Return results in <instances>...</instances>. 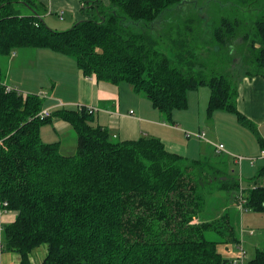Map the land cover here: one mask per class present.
<instances>
[{
    "label": "trees",
    "instance_id": "trees-1",
    "mask_svg": "<svg viewBox=\"0 0 264 264\" xmlns=\"http://www.w3.org/2000/svg\"><path fill=\"white\" fill-rule=\"evenodd\" d=\"M83 1L84 19L57 30L41 3L0 0V58L51 49L84 76L131 85L169 122L189 106L191 90L208 86V115L222 110L254 126L238 109V83L264 76V0L219 1L210 16L193 0ZM197 50L219 54V71H205ZM7 81L0 67V214H16L0 223L1 252L18 254L20 264H32L42 245L40 264H233L218 250L241 242L228 210H238L242 192L247 210L264 212V167L242 188L226 165L208 171L207 159L172 153L159 137L116 139L92 106L42 118V96ZM54 117L73 126L74 154L42 139ZM245 262L264 264V248Z\"/></svg>",
    "mask_w": 264,
    "mask_h": 264
},
{
    "label": "crops",
    "instance_id": "crops-1",
    "mask_svg": "<svg viewBox=\"0 0 264 264\" xmlns=\"http://www.w3.org/2000/svg\"><path fill=\"white\" fill-rule=\"evenodd\" d=\"M35 1L41 3L44 13V15L42 14L43 19L51 28L66 30L72 27L76 21L84 19L82 12L83 0ZM102 1L105 4L109 3V0ZM24 52H14L12 57L8 58L7 82L11 86L19 85L14 84V81L12 83V78L22 83V85L28 83L29 87L19 86L26 91H30L33 80H38L41 85L37 90V86H35L34 92L41 91L38 90L41 88L44 89L45 93L48 91V94L52 95H56L58 93L56 90L59 88L65 95L63 97L64 103L70 104L72 107H68L66 104L57 106L54 99L45 101V106H55L54 109L56 110L60 108H77V105L92 106L96 110L95 122L98 125L107 127L116 139H138L140 136L147 135L159 137L170 152L189 160H202L205 153L212 150V148L214 153H227L234 156L245 155L246 158H242L239 162L241 173L245 168L246 171L249 170V173L250 170L254 171L255 165L250 161V156L254 157L258 149L262 151L260 140H264V76L245 77L239 86L238 109L254 124L252 128L247 124H243L234 114L226 111L219 110L212 115H208L207 106L211 94L208 86L191 90L188 94L189 106L183 110H176L173 114L174 122H169L165 120L162 113L153 106L147 97L135 93L133 87L127 83L115 85L99 82L95 77L84 76L72 57L48 48H32L30 53L24 54ZM20 56L24 58L23 65L26 66L25 68H38L39 70L27 72L23 71V68L19 71L16 69V72H14L13 64ZM207 122L213 123L212 129L207 127ZM50 125H52L58 137L48 136V140L44 141H61L62 146L64 144L65 148L71 146L74 149V144L76 145L74 136L70 135V142L67 141L69 139L65 141L63 138L62 140L61 136L65 130L70 133L69 128H73V126L57 117L53 118ZM203 126L215 133L216 138L219 139L217 145L212 144L213 141L208 139V134L201 130ZM189 131L198 132V134H193L195 139L191 140L192 134L187 135ZM218 132L219 135H216ZM59 137L61 140H59ZM221 144L224 145V151L217 148ZM236 145L240 147L238 148ZM240 148L244 152H238ZM244 160H247V163ZM263 164H260L262 165L261 168L264 167ZM261 168H259L257 174ZM256 176L253 177L256 178ZM260 178L264 179V175ZM15 217L16 214L12 212L6 222L14 221ZM44 253L43 251H37V259H42ZM16 257L17 262H20L18 254Z\"/></svg>",
    "mask_w": 264,
    "mask_h": 264
},
{
    "label": "rangeland",
    "instance_id": "rangeland-1",
    "mask_svg": "<svg viewBox=\"0 0 264 264\" xmlns=\"http://www.w3.org/2000/svg\"><path fill=\"white\" fill-rule=\"evenodd\" d=\"M219 1H223V0H193L192 3L195 4H199L201 6L204 7V10L202 11L203 15H214V14H218L219 13V7L217 6V8L215 10H212L211 8H208L209 6H211L212 4H219ZM227 8V7H225ZM223 8H221L220 13L224 14L227 12V10H223ZM216 12V13H214ZM42 14L44 15L43 11ZM205 29H208V25H204ZM60 30V29H59ZM209 44V43H207ZM211 47L207 45L206 50H212L210 49ZM32 48H28V49H16L15 52L20 53L21 51H25V53H30ZM198 56H200V58H204V61L206 62L205 65V71H209V70H217L219 71V54H211L210 52L204 51L203 53L200 52V50L195 51ZM21 62V63H20ZM24 64V58L22 56H20L19 59H16L13 66H14V72H16L15 70L17 69L18 71L20 69H23V71H35V70H39L37 69H30V68H25L26 66L23 65ZM0 67L2 70V78L4 80H6V77L8 75V71H9V65H8V59L7 58H0ZM221 72H222V67H221ZM245 77H243L241 79V81L244 79ZM246 78H248L246 76ZM12 83L14 81V84H19L21 87L26 88L29 87L28 83H24V85H22V83L18 82L15 79H12ZM241 81L239 84V86L241 85ZM19 85H15V87H17L19 90L25 92L26 94H39L40 96H42V98L44 99L43 101H48L50 99H54L57 103V106L60 105H64L66 103H64V93L58 88L56 90V92H58L56 95H52V94H48V91H46V93L44 92V89L42 90L41 88H39L38 92H34V87L37 88L41 85L40 81H35L33 80V83L30 85V91H26L23 88H21ZM35 90V91H36ZM207 91V90H206ZM68 107H72L70 104H66ZM55 106H43V110H49L51 113H53L56 109H54ZM207 127L209 129H212V122H207ZM217 124H219V122H217ZM68 126H70L68 124ZM67 126V127H68ZM206 126L201 127V130L204 131L206 134H208V139L212 140V144L217 145V142H219V139L216 138L215 133H212L210 130H208ZM70 129V133H68L66 130L63 131V133L61 134L62 136V140L64 138V140H67L68 142H70V135L74 136V139L77 138L76 136V132L73 130V128H69ZM68 129V130H69ZM209 131V133H208ZM41 137L43 140H48V136L51 137H58V135H56L52 125H50V123L45 124L42 126L41 129ZM59 132H61L59 130ZM66 132V133H65ZM189 133L192 134L191 140L195 139L193 134H198V132H193V131H189ZM216 135H219V132L216 133ZM60 136V135H59ZM204 138V137H203ZM206 138V137H205ZM59 140H61V138L59 137ZM199 140V139H198ZM46 142V141H45ZM56 142V141H54ZM215 142V143H214ZM76 145L74 144V149L71 148V146H66L63 144L62 146V151H64L67 155H71L74 154L76 151ZM236 147H240L238 145H236ZM238 152H244V150L242 148H240V151ZM238 158H246L245 155H229L227 153H214V149L212 148V150H209V152L205 153V157L202 158V160H208L205 163L206 168L208 169V171H215L216 173H218L217 169L219 170V167L217 165L223 164L227 166V169H229L230 171L232 170L233 175L240 177L242 179V188H249L253 185V181L255 179V177L258 175L257 172L259 170V168H261L262 165H260L261 163H264V156L262 155V151L260 149H258L257 154L253 156H250V161L255 165L254 171L249 170L246 171V168L243 170V172L241 173V169H240V164L239 162H241V160L239 161ZM245 163H247V160H244ZM264 165V164H263ZM243 169V167H242ZM257 178V177H256ZM258 181L264 183V179L263 178H258ZM219 197V196H218ZM239 210V211H238ZM238 210L235 207L230 206L229 207V213L231 215V220H232V224H234L235 226V231H237V234L240 239L241 242L239 244H229V245H225V244H221L218 247V250L222 253L223 258L229 259L231 260V262L233 264L235 260L239 259L240 257V247L245 249L246 252V259L245 261H249L251 258L254 257L255 252H256V248H264V212H259V211H253V210H247V211H241L239 208ZM11 215L10 212L8 213H3L0 214V223L6 222L8 220V217ZM241 225H242V229H241ZM251 230H253L255 233L251 234ZM37 251H43L44 256L42 257V259H37L36 253ZM45 254H46V246L42 245L39 248H37L36 250H34L31 254V262L32 264H40L41 261L43 260V258H45ZM16 253H12V252H8V251H4L1 252L0 251V264H20V262H17V257H16ZM245 262V263H246Z\"/></svg>",
    "mask_w": 264,
    "mask_h": 264
},
{
    "label": "built area",
    "instance_id": "built-area-1",
    "mask_svg": "<svg viewBox=\"0 0 264 264\" xmlns=\"http://www.w3.org/2000/svg\"><path fill=\"white\" fill-rule=\"evenodd\" d=\"M41 117L42 118H46V117H49L51 116V112L49 110H43L41 113H40ZM188 136L191 135V133H188L187 134ZM218 150H221V151H224V145L221 144V145H218ZM262 155L264 156V150H262ZM242 158H239V161L241 160ZM239 205L237 206L241 211H247V208L245 207V204H246V200L244 199V196L242 194V192L240 193L239 195ZM240 257L239 259L235 260L234 263L235 264H238L239 262L241 263H244L245 259H246V252H245V249L240 247Z\"/></svg>",
    "mask_w": 264,
    "mask_h": 264
}]
</instances>
